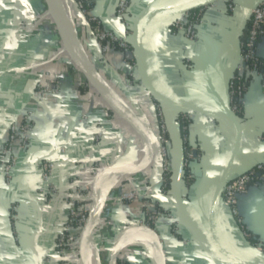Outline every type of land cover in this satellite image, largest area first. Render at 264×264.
Returning a JSON list of instances; mask_svg holds the SVG:
<instances>
[{"label": "crops", "instance_id": "obj_1", "mask_svg": "<svg viewBox=\"0 0 264 264\" xmlns=\"http://www.w3.org/2000/svg\"><path fill=\"white\" fill-rule=\"evenodd\" d=\"M179 1L132 0V19L154 2ZM218 2L216 8L205 11L196 40L173 31L175 13H155L145 20L142 43L147 68L164 94L230 108L226 85L238 63L250 11L262 0ZM92 3L93 14L123 36L125 30L117 16L119 0ZM229 4L235 9L230 10ZM36 20L40 22L34 29L21 28ZM260 53L264 56V42ZM53 77L62 81V92L39 100L38 83ZM246 101L234 174L244 173L264 159V91L259 79L250 81ZM158 106L165 113L174 162L170 125L180 110L159 105L149 95L137 68L125 61L121 50L102 55L75 0H0V149L10 124L20 120L24 111L34 110L38 120L29 148L19 152L12 188L6 184L0 162V264H59L55 251L61 233H82L78 244L85 249V229L67 226L68 195L77 185L88 196L89 190L99 196L97 227L87 242L95 264H112L114 251H118V260L128 264H235L213 247L206 223L199 218L226 163L234 135L232 124L222 117L190 112L189 139L202 147L203 168L202 176H195L191 184L182 172L184 209L180 210L174 199L173 172L167 194L161 190L158 152L153 154L151 167L141 170L149 152L140 153L149 147H144L142 132L148 128L154 136L158 133ZM174 122L183 170L184 141L177 119ZM44 161L57 163L53 179L57 195L41 190L45 186L41 177ZM127 193L133 196L125 198ZM11 201L20 203L18 236L8 221ZM89 204L93 207L92 201ZM159 206L173 218L148 222V213ZM240 208L246 228L264 242V183L249 187L240 199ZM176 220L180 227L174 232ZM140 222L153 230L160 247L145 228L134 227L122 234L123 229ZM216 232L228 247L244 255L252 253L240 226L223 205L216 217Z\"/></svg>", "mask_w": 264, "mask_h": 264}, {"label": "built area", "instance_id": "obj_2", "mask_svg": "<svg viewBox=\"0 0 264 264\" xmlns=\"http://www.w3.org/2000/svg\"><path fill=\"white\" fill-rule=\"evenodd\" d=\"M78 7L88 19L91 29L92 37L98 42L102 55L105 57L111 49H121L126 54L125 61L128 62L132 68L136 67L134 58V49L130 38L132 37L133 22L131 2L132 0H119L117 8V16L120 19L125 34L123 36L117 35L111 28L104 25L100 17L93 14L92 0H75ZM220 1V0H218ZM218 1L200 8L199 12L190 14L184 12L177 14L171 22L174 32L183 34L185 37L196 40L199 36V29L204 23V15L207 9L216 8ZM228 8L234 10L235 6L229 4ZM40 22H26L21 25L23 30H31ZM246 42L241 43V62L236 73L230 81V107L232 111L239 114L246 106V95L248 93L249 84L243 79L242 74L245 68L249 67L248 73L254 78L259 79L261 87L264 91V70H259V59L262 56L260 53V44L264 42V0L258 5L252 7L250 11V28ZM62 92V81L59 78H49L46 82L38 83L36 94L39 100L44 101L50 97L57 96ZM161 115V113H160ZM184 122L191 121L192 117L189 114L182 115ZM36 112L32 109L24 111L20 120L12 121L7 133V139L0 149V162L3 167V172L6 178V184L12 188L16 183V174L19 166V152L26 151L30 146L31 134L37 125ZM186 127V126H185ZM167 123L162 117V130H166ZM168 131V129H167ZM166 131V132H167ZM165 133V131H164ZM184 168H190L193 171L187 175V182L191 183L195 179L194 165L200 164L203 159L202 147L198 143H191L188 136H184ZM189 141V142H188ZM157 151L160 154L163 163V174L172 172L173 159L170 153V141L163 136L158 143ZM57 171V163L54 161H44L41 165V177L44 183L42 191L50 192V195H57V188L54 183V176ZM264 183V159L258 161L251 169L244 173L234 174L228 181L223 198L222 205L226 207L234 219V221L242 229L245 227V218L242 215L240 208V199L247 193L249 187L253 184ZM161 190L167 194V179L162 177L160 184ZM86 189L81 186H75L69 193V218L67 226H80L84 229L90 217L91 209L93 208L89 203L90 197L85 198ZM125 198H131L133 195L127 193ZM89 202V203H88ZM89 205V207L87 206ZM19 201H11L8 211L9 225L15 236L19 234ZM148 222L155 223L158 219L168 216L173 218V215L163 207H159L154 211L148 213ZM180 227V222L176 220L174 232ZM83 232V231H82ZM247 237L245 230L241 231ZM81 235L75 236L70 233H61L56 242V255L59 264H95L91 257L90 250L85 253V260H82L81 249L79 247V239ZM257 252L264 253V248L259 245H252ZM51 258L48 257L47 261ZM117 264H128L124 260H118Z\"/></svg>", "mask_w": 264, "mask_h": 264}, {"label": "water", "instance_id": "obj_3", "mask_svg": "<svg viewBox=\"0 0 264 264\" xmlns=\"http://www.w3.org/2000/svg\"><path fill=\"white\" fill-rule=\"evenodd\" d=\"M218 0H182L179 2L162 4L159 2H154L153 4L149 5L145 9H143L138 16L134 19L133 28H132V46L134 49V58L136 62V68L139 74V78L141 83L143 84L146 91L149 95L159 104L167 107H171L178 110L188 111V112H198L203 113L206 115L211 116H218L228 120L233 127L234 135L232 145L230 147L228 157L226 163L223 167V170L217 180L215 185L213 194L211 199L208 203L206 211L199 213V218L204 220L206 223V231L208 238L213 245V247L226 259L230 260L235 264H264V253H259L256 251L254 247L252 248L251 254H241L234 249L228 247L220 238L218 233L216 232V217L218 212L221 209L222 205V198L224 194L225 187L230 180V178L234 175L235 170V163L237 159L238 152L242 145L243 141V120L240 115L232 111L230 108H222L216 107L211 105L202 104L200 102L184 100L179 98L170 97L164 94L154 83L150 72L147 68V63L145 60L143 43H142V28L145 20L152 14L155 13H175L180 14L184 12H189L194 9L203 8L208 6ZM241 62V49L239 51L238 63L235 69L232 71L227 85H226V94L228 96L230 102V81L233 75L236 73L238 66ZM177 119V118H176ZM171 122L170 130L172 131V139L175 144L176 149V157L173 162V187L175 190V202L177 207L180 210L184 209V199L180 192V182L182 177V167H181V160L178 150V135L175 126V120ZM150 143V142H149ZM155 152V147L151 143L149 144V153L144 164V167L141 170H147L151 167L153 163V154ZM202 164L194 165V173L195 176L201 177L202 176ZM184 169V168H183ZM89 197L93 203V208L95 212V220L93 222L90 235L88 238V243L91 241L94 231L97 227V222L100 214V207L98 200L94 196L92 190H89ZM134 227L136 228H145L148 234L152 237V239L156 242V244L160 247L158 239L155 237L153 230L148 227L144 222L136 223L134 225H130L129 227L123 229L122 234H126ZM88 249L81 250V257L82 260H85V253ZM118 261V251H114L112 264H117Z\"/></svg>", "mask_w": 264, "mask_h": 264}, {"label": "trees", "instance_id": "obj_4", "mask_svg": "<svg viewBox=\"0 0 264 264\" xmlns=\"http://www.w3.org/2000/svg\"><path fill=\"white\" fill-rule=\"evenodd\" d=\"M199 10H200V8L194 9V10L189 11V13L190 14H194L196 12H199ZM249 28H250V24H249L248 28L245 30L244 34L242 35L241 43H244V42L247 41L248 35H249L248 34L249 33ZM117 50H121V49L117 48ZM121 51L123 52L124 56H126V54L124 53V51L123 50H121ZM258 64H259V66H258L259 67V70L260 71L264 70V56H261L260 57ZM249 70H250L249 67L245 68L244 73L242 74L243 79L248 84L253 79V77L248 73ZM187 113L189 114L188 111L180 110V112L177 115V122H178L179 127H180V131H181L182 138H184V136H188V140L190 141L189 136H190L191 128H192V119H191L190 123L189 122L187 123V122H184V119L182 118V115L187 114ZM238 115H240L241 118H242V120H243V111L240 112ZM164 136L166 138H168V139L170 138L168 131L164 133ZM192 171L193 170L190 169V168H184L183 169L184 180H186L187 175L189 173H191ZM163 176H165V178L167 179V187L169 189V186H171V182H172V172L164 173ZM191 183H189V184H191ZM159 207H161V206H159ZM242 230H245L247 232V234H248L247 237L244 236V238H245L246 241L250 242L252 245H256V246L259 245V246H262L264 248V242H262L260 240V238L257 236V234H255L253 231L247 229L246 226L243 227L241 229V231Z\"/></svg>", "mask_w": 264, "mask_h": 264}, {"label": "bare ground", "instance_id": "obj_5", "mask_svg": "<svg viewBox=\"0 0 264 264\" xmlns=\"http://www.w3.org/2000/svg\"><path fill=\"white\" fill-rule=\"evenodd\" d=\"M142 133L145 135V145H144V147H146L150 143L152 145H154V147H155L156 144H155L154 135H153L152 131H150V130H148V128H146V131H144ZM155 149H156V147H155ZM148 150H149V147L147 149L142 150L140 153L147 152ZM147 157H148V154L146 155V157L144 158V160H146ZM94 219H95V212H94V209L92 208L91 209V213H90V217H89V219L87 221V224L84 227V229H85V240H86V242H85V249H88L87 248V242H88V238H89V235H90V230H91V227H92V224H93Z\"/></svg>", "mask_w": 264, "mask_h": 264}, {"label": "rangeland", "instance_id": "obj_6", "mask_svg": "<svg viewBox=\"0 0 264 264\" xmlns=\"http://www.w3.org/2000/svg\"><path fill=\"white\" fill-rule=\"evenodd\" d=\"M134 68H136V67H134ZM159 105H161V104H159ZM157 109H158V119H159V131L154 136V140H155V144H156V149H155L156 152H158L157 147H158V143L160 142V138H163L164 131L166 132L168 129L167 128L166 130H162V117H164V120H165V113H164L162 106H158ZM160 113H161V115H160ZM158 155L160 156L159 152H158ZM162 171H163V163H162ZM85 192H86V194H85V198H86V197H88V191L86 190ZM96 197H99V196H96Z\"/></svg>", "mask_w": 264, "mask_h": 264}]
</instances>
